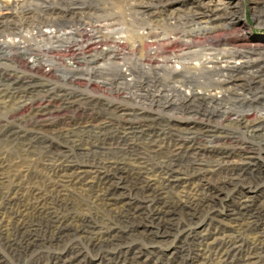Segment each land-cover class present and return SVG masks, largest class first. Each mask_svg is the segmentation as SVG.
<instances>
[{
  "label": "rangeland",
  "instance_id": "374dc122",
  "mask_svg": "<svg viewBox=\"0 0 264 264\" xmlns=\"http://www.w3.org/2000/svg\"><path fill=\"white\" fill-rule=\"evenodd\" d=\"M120 1L124 5L131 3L133 9L138 11L141 9V14L146 20L158 21L157 23L161 26L164 21H168L174 16L193 15V30L198 34L206 32L209 28L210 31L212 30L214 25L205 24L202 20L208 18L207 15H211L212 9L226 7L227 9L220 12L219 16L222 17L217 22L223 25L217 27L215 36L201 34L200 39L195 41L193 38L194 64L198 63L196 59H199L201 55L204 64L220 63L222 60L217 58L211 60L212 56L217 57L215 55L217 53L220 57L227 55L222 59L232 62L241 56L253 60L256 58L257 61L251 65L258 62L264 68V0ZM9 2L20 18L19 23L13 28L28 25L26 24L28 20L35 25L47 22L45 19L37 22L36 18L27 14L25 9L32 1L9 0ZM99 3L98 0L90 1V4L96 7H99ZM107 8H109V3L102 1L99 11L103 13L107 11ZM137 16L140 17L139 14ZM122 20L125 21L127 18L122 17ZM51 21L58 22L60 19H51ZM135 21V17L132 16V24L136 27L141 26ZM118 24L121 28L123 27L122 35L125 34L122 39L127 42L125 46L127 56H133L135 60H138V57H147L148 54H151L149 53L151 42L148 41L151 40V37H147L143 44L140 30L129 31L128 26L120 22ZM0 25L11 27L12 23L1 21ZM143 30L145 29L143 28ZM167 31L170 33V30ZM6 33L14 32L8 30ZM171 33L167 35L168 41L160 42L161 53L158 52V54L164 55L165 59H168L169 55L172 56V53L181 51L179 50L181 48L179 39ZM8 41H0V46L14 45V41ZM207 46H213V50L208 49ZM134 47L137 48L136 52H133ZM198 48L199 50L196 52L195 50ZM218 51L223 53H218ZM234 51L240 52V54L232 53ZM171 63L173 65L176 63L179 71L183 68L179 62L171 61ZM136 65L138 68L136 66L133 68L135 77L133 82L125 83L120 69L114 68L113 72L116 74L119 70V75H117L116 79L118 80L116 81L109 79L110 82L115 81L111 83L112 87L108 83H103L102 80L105 77H101L99 80L101 82L96 83L99 86L98 90L93 94H87L90 102H71L73 104L65 109L55 110L53 107L45 105L39 108L36 105L30 108L28 105L25 107L28 102L36 103L39 99L37 96L30 98L24 90L14 93L12 97H9V101L4 100L2 98L4 96L0 95L1 161L11 167L15 173L29 168L35 175H41L46 181H50L55 175L48 170L51 165L58 166L62 163L70 167L85 166L86 169H94V166L103 167L102 164L109 160H117L123 166L133 165L138 169L139 165L130 162L131 158L126 159L124 156L145 154L150 160L146 166L149 168L152 178L159 183L161 174L160 172L158 174L156 167L158 168L161 162L168 160L167 157L170 156L174 147L168 144L162 145L157 147L160 153L154 155L146 148L147 142L151 138L159 139L156 137L165 133L173 136L175 133L187 132L191 126H193L191 131L197 139L194 143L196 142V147L201 148L202 153L234 152L237 149L234 147L236 143L247 141L254 148V156L249 158L251 160L240 162L238 156L234 155L233 166L241 165L244 168L235 172L233 181L228 180L225 174L211 175L213 179L211 177L197 179V171L193 170V176L181 172L179 177L184 178L188 185L181 182L180 179L177 181L180 184L179 188L167 191L170 201H168L166 211L161 208L164 199L159 195L147 191L137 192L131 188V182L124 177L125 174L111 171L109 174L115 177L114 185L123 193L121 197L110 198V201H113L111 205L96 199L88 190V194L80 192L76 196L77 214L89 216V220L98 228L105 230L106 226L110 225L112 228L105 232L113 231L111 236L103 240L96 238L89 240L87 236L79 237L78 234L70 230L63 237L55 240L48 237L49 234L41 225L38 230L29 235L35 238V242L27 245V241H29L27 237L1 229L0 264H60V260L64 259H74L73 264H130L133 261H135L134 264H203L208 255L205 242L208 244L213 242V239L221 240L222 238H240L244 245L260 243L262 249L259 250L258 257L251 264H264V145L257 141L258 139L255 141L248 138L242 129L235 130L236 125L229 123L225 117H233L229 115L233 109H241L240 112H244L249 119L256 118V115H264V88L261 89L262 85L253 81L251 83L253 90H246L247 87L249 88V84L243 75H247L245 71L249 68L244 64L243 68L238 70L240 75L234 76L233 83L222 82L223 76L210 74L201 75L199 77L200 84L195 85L193 80H188L191 86H195L197 92L214 94V99H211L208 94H203L194 100L185 99L173 92L172 88L168 99L166 98L168 87L166 86V89L163 85V89H166L163 91L164 93L156 96L154 101L146 99L147 104H142L141 88L147 86V81H150L148 74L144 73H149L150 82L153 84L157 85L158 81L154 70L142 64L141 61H136ZM62 68L67 70V67ZM114 73L112 75H115ZM73 74L69 71L68 74L62 75L68 77ZM20 76L21 80L26 82L35 80L25 72ZM226 77L228 75L224 78ZM227 80L229 79L227 78ZM35 83L39 86L41 84L43 87L47 86L46 82L39 84V81L36 80ZM160 83L159 86L162 88ZM216 83L219 85H214ZM238 83L240 85L237 86ZM221 84H223V91L220 89ZM245 84L247 86L243 89ZM170 85L172 86V84ZM224 85L230 87L228 91L225 90ZM254 92L255 95L250 96ZM246 94L249 96L246 97ZM241 98L251 101L253 99V105L238 104L237 99ZM170 104L172 106L166 107ZM164 106L165 108H163ZM25 109L30 110V114H22ZM143 127L145 128L142 129ZM213 134L214 137L211 136ZM208 139L211 143L207 141ZM189 157H193V154L186 153L177 158L184 162L182 166L186 168ZM212 158H216V155ZM205 161L208 162L205 164L209 169L217 167L215 161L208 159ZM151 164L156 166L153 168ZM229 166L233 167L231 164ZM101 170V172H107L108 166ZM26 180L24 178V181ZM182 186H193L192 203L187 202L184 205L173 203L175 200L178 201L179 190L183 189ZM79 191L81 190L77 192ZM121 210L124 211L122 216L119 213ZM133 212L137 215H133ZM0 219H2L1 215ZM5 222L6 218L3 222L0 220V223L6 225ZM26 235L28 236V234ZM74 242L79 243L80 255L77 254L79 251L71 247ZM205 255L206 257L203 258Z\"/></svg>",
  "mask_w": 264,
  "mask_h": 264
},
{
  "label": "bare ground",
  "instance_id": "6f19581e",
  "mask_svg": "<svg viewBox=\"0 0 264 264\" xmlns=\"http://www.w3.org/2000/svg\"><path fill=\"white\" fill-rule=\"evenodd\" d=\"M225 9L227 8L223 7L222 9H217L216 7L212 9V11L210 12L211 15L209 14L207 15L208 18L202 19L204 20L203 23L208 24L210 26L214 25L211 28L212 30L210 31V28H209L206 32L199 33V34L196 33L195 30H193V15H186V14L178 15V16L173 15L174 17H172L170 20L164 21V23H162L163 26H161L159 23L154 24L153 21L151 22L150 20L149 21L146 20L141 14V11H142L141 9H139L140 17L137 15H134L136 23H138L139 25H143V26L146 25L143 28L149 29V31H146V30L140 31V34L142 37L143 44H144V40L147 39V37H151V40H148V41L154 44L155 46L150 47V50H149L150 53L152 54H155V53L158 54V52L161 53L160 44L162 42L168 41L167 35L170 34L171 32H172L171 34H173L174 37L176 35L177 39H179V43H180L179 45L181 49H183V51L184 49H186L185 52L181 54H175V55L172 54V56L170 55L168 56V59L164 58L165 60H162L163 63H159L158 67L155 64L150 67V69L154 70V72L157 75L156 78H157L158 84L156 86L159 87L160 94H162V92L165 91L168 87V91H167L168 93L166 92L167 93L166 98L169 99L170 89L172 88L173 92H176L181 97L185 99L189 98V100L190 99L194 100L195 98H198L199 96L203 94H208V93L206 92L202 94L201 91L197 92L196 91L197 89L195 88V86H191V84L188 83L189 79L193 80V83L196 85V84L201 83L199 81L200 80L199 77H201V75L210 74L212 76L213 75H217L220 77L223 76L222 82L233 83L232 80L234 79V76L240 75L238 70H241L244 64L248 65V68H249L245 71L247 75L246 76L243 75V78L245 77L249 84V88L247 87L246 90H253L252 89L253 87L251 86V83L253 81H256V83H260V85H262L261 89L264 88L263 65H259L258 62L255 65H251L257 61L256 58L253 60L252 58L246 59L245 56H241L239 57L240 59L238 58L237 60L232 62L230 60L222 59V58L227 57V55L220 57L218 56L219 54L215 53L217 57L212 56L211 60L213 61L214 59L217 58L218 60H222L221 61L222 63L217 62V63H212V65L204 64L202 63V60H201L202 55H201V57L199 56L200 57L199 59H196V61H198V63L200 64L198 63L194 64L195 61H193L194 59H193V49H192L194 48L193 38L196 41V39L201 38L200 37L201 34L215 36L214 33L216 30H218L217 27H219L220 25H223V24H219L217 20L221 19L222 16L221 17L219 16L220 12L224 11ZM105 16L106 15H104V17ZM39 25H35V27H38ZM113 25H115L114 29H115V34H117V37L119 38L118 40H121L123 42V39H122L123 31H121L123 27L121 28L118 23L113 24ZM155 25H159V26H155ZM1 27L3 30H7V31L11 28V27L3 26V25H1ZM164 29L170 30L169 31L170 33H167L168 31L167 30L165 31ZM203 47L204 46H202L201 48ZM207 47H209L208 49L213 50V46H207ZM198 50L199 48L196 49L195 51L198 52ZM218 53H223V52L218 51ZM232 53L240 54V52H237V51H234ZM210 54H212V52H210ZM210 54L208 55L210 56ZM174 58L175 60H171V61L177 62V63L179 62L183 65L182 66L183 68L181 69V71L178 70L176 63H174L175 65L171 63L170 59H174ZM161 71L162 73H160ZM129 73L133 74V67L132 68L130 67L129 71L126 72V74H129ZM73 75H69V76H73ZM117 75H119L118 70L115 75H112V77H110V79H116ZM227 75L228 77L224 78ZM227 78L229 80H227ZM148 79L151 81V77L148 76ZM19 80L16 78H13L11 82L14 84L17 82L16 85L20 84V86H24L25 84V87L27 86L26 85L27 83H31V82H26L25 80H20V81ZM128 80L130 81L131 78H129ZM129 81L125 80V77H124L125 83ZM159 82H161L160 85H162V88L159 86ZM218 83L214 85H219ZM239 83L237 84V86L240 85ZM170 84H172V86ZM34 85L35 87L39 86L36 83ZM154 85L155 84H153V86ZM163 85L166 89L165 88L163 89ZM222 85L223 84H221L220 89H222L223 91L224 88L222 87ZM243 86H244L243 89H245V86L247 85L245 84ZM224 87H226L225 90L227 91L230 88V87H227L226 85H224ZM12 89L13 88H11L10 91H12ZM208 95L211 97V99L215 98L213 96L214 94H208ZM253 95H255V92L252 93V95L250 96H253ZM248 96L249 95L246 94V97ZM252 101L250 99H245V98L237 99L238 104H241L244 106L246 105L252 106L253 105ZM170 106H172V104L167 105L166 107H170ZM163 108H165V106ZM193 110H195V108H193ZM240 110L241 109H233V111L230 112L229 114L230 116H233V117H227V116L225 117L229 120V123H233L234 125H236L235 130L242 129V132L248 138L254 139L255 141L258 139L257 141H259L260 143L264 145V115L263 114L256 115V118L249 119L247 118V115H245L244 112H240ZM144 128L145 127H143L142 129ZM192 129H193V126L189 127L187 132L175 133V135L173 136L166 135L167 133H165L163 135L156 137L159 139L151 138V140H149L147 144L145 143L147 145L146 148H148V150H150V153L154 155H158L160 153V150L158 148L161 147L162 145L168 144V145H173L174 147L170 156L167 157L168 160L161 162L158 165V168L156 167L158 174L159 172L161 174V180L160 181L158 180L159 183H157V181H155L152 178L153 176L150 174L149 168L146 166V164H149L150 160L147 159L148 157L145 156V154H140L136 156H133V155L124 156L123 155L126 159L131 158L129 159L130 162H135L136 165H139L137 166L138 169H136L133 165L123 166L122 163H120L117 160H109L106 162L107 164L106 163L102 164L104 165L103 167H98V166L93 165L94 169L92 168L86 169L85 166L70 167L62 163H60L58 166L51 165L48 168V170L53 172L55 175L53 179L51 178L52 180L50 181L47 180L48 182L45 180L43 176L35 175V173L33 171H30L29 168H27L24 171H18L17 173H15V171L12 170L11 167L4 164L0 159V215L2 216V219H0L1 222H3L4 218H6V222H5L6 225L3 223H0V230L4 229L8 232L18 233V234H21L22 236L27 237V239H29V241H27V245L33 244L35 242V238L30 237L29 235H31L35 230H38V228L41 225H43L45 232L49 234L48 237L51 239H55V240L63 237V235L67 234L70 230L74 231L75 234H78L79 237L80 236L83 237L85 235L87 236V238H89V240H92L94 238L103 240L104 238H107L112 235L113 231L105 232V230H108L112 227L110 225L106 226L107 228L105 230L102 228H98L89 220L90 219L89 216L77 214L76 204L78 203H76L77 202L76 196H77V193L86 192L88 194V191H89L93 197L95 196L96 199L102 200L105 203L107 202L108 205H111L113 201L111 202L110 198L114 196L121 197V195L123 194L120 191V189L114 185L115 177L114 175L109 174L111 173V171L120 173V174H125L124 177L126 179H129V181L131 182L130 183L131 188L136 190L137 192L147 191V192H151L153 194L159 195L162 199H164V202L162 203L161 208H163L164 211H166L167 210L166 206L169 204L168 201H170L169 200L170 197L167 195V191L179 188L180 184L177 181H179L180 179H181V182L187 184L184 178L179 177L181 175V172L188 176H193V170L197 171L196 172L197 173L196 177H198L197 179L204 178V177L212 178L211 175L218 174V173L225 174L228 180L233 181V179H235L234 177L235 172H239L243 170L244 168V166H241V165H240L241 167L240 166L237 167L236 165L233 166L232 162L235 161L233 160V158L235 156H238L239 158L238 160L242 162V161L248 160L250 157L252 158V155L254 156L255 154L254 148L251 145H249L250 143L247 141L236 143L234 147H236L237 149L234 152L217 151L215 154L202 153L201 148L198 146L196 147V142L194 143V141H196L197 139L193 131H191ZM211 136L214 137V134ZM207 141L211 143L210 139H208ZM154 142H157V143H154ZM159 142H161V144H159ZM215 146H212V147H215ZM186 153L193 154V157H189L188 164L185 168L184 166H182V163L184 162L178 160L180 158H177V157L179 155L186 154ZM215 155H216V158H212ZM205 159H208L210 161H215V163L217 164L216 165L217 167H211L209 169V167H207L205 164V163H208L207 161H205ZM64 160L67 161V159H64ZM228 164L229 165L231 164L233 167H230ZM107 166H108L107 172H101L102 171L101 168H106ZM155 166L152 165L153 168ZM24 178H26L27 180L24 181ZM75 185H79V186H75ZM78 190H81V191L77 192ZM179 191H180V197L178 201L175 200L173 203L178 204V205H184V203L193 202V186L191 187L184 186L183 189ZM95 192H96V195H95ZM115 200L117 199L115 198ZM119 213H120V216H122L124 214V211L121 210ZM133 215H137V214L133 212ZM26 234H28V236ZM241 241L242 240L240 238H237V239L222 238L221 240L213 239V242L211 241L208 244L205 242L206 244L205 246L207 250L206 254L208 255L207 257L206 255L203 256V258L206 257L205 262L203 264H251L253 263V260H255V258L258 257L259 250L262 249L260 243L254 242L252 245H244L241 243ZM71 247L74 250L79 251L78 253L77 252L76 253L80 255L81 249L79 248V243L74 242L71 244ZM74 261H75L74 259H64V260H60V264H73ZM134 262L135 261L131 262L130 264H134Z\"/></svg>",
  "mask_w": 264,
  "mask_h": 264
},
{
  "label": "built area",
  "instance_id": "2783aa9c",
  "mask_svg": "<svg viewBox=\"0 0 264 264\" xmlns=\"http://www.w3.org/2000/svg\"><path fill=\"white\" fill-rule=\"evenodd\" d=\"M90 1L32 0L25 9L27 14L36 18L37 22L42 18L47 22L35 27L33 26L35 24H31L28 20L26 23L28 25L13 28L19 23L20 18L12 9L9 0H0V21L12 23L9 31L14 32L6 33L7 30H3L0 25V41L15 42L13 46H0V95L4 96L2 97L4 100L9 101V97L14 93L24 90L30 98L37 96L39 99L36 103L28 102L25 107L36 105L39 108L45 105L55 110L65 109L75 102H90L87 94H93L98 90L99 86L96 83L101 82L99 81L101 77H105L103 83L110 85L118 80L110 82V78L106 79L114 73V68L120 69L123 79L125 77V80L129 81L128 79L131 78L129 82H133L134 75L126 72L130 67L138 68L136 61H141L149 68L154 64L158 67L159 63H163L162 54L151 53L147 57H138V60L125 54L127 42L118 40L113 24L120 22L128 26L129 31L135 32L142 31L146 26L136 27L132 24V16L140 13L133 9L131 3L124 5L120 0H98L100 5L96 7L92 6ZM102 1L109 3V8L103 13L99 11ZM122 17H126L127 20L123 21ZM57 18L60 21H51ZM124 36L125 34L122 38ZM153 46L155 45L151 43L150 47ZM135 49L137 48L134 47ZM134 50L133 52H136ZM179 50H181L179 53L172 54H181L186 49ZM61 66L67 67V70ZM69 71L74 75L68 78L62 75L68 74ZM23 72L35 80L27 83L26 87L25 84L20 86V84L16 85L17 82L15 84L11 82L13 78L21 80L20 75ZM144 74L149 76V73ZM36 80L39 84L46 82L47 86L43 87L41 84L35 87ZM147 83V86L141 88L142 104L146 103V99L154 101L156 96H160L159 87L153 86L150 81ZM22 114H30V110L25 109Z\"/></svg>",
  "mask_w": 264,
  "mask_h": 264
}]
</instances>
